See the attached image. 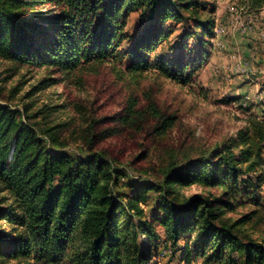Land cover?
I'll use <instances>...</instances> for the list:
<instances>
[{"label": "trees", "instance_id": "trees-1", "mask_svg": "<svg viewBox=\"0 0 264 264\" xmlns=\"http://www.w3.org/2000/svg\"><path fill=\"white\" fill-rule=\"evenodd\" d=\"M209 6L214 11V4L203 0H0V57L69 72L128 58L129 71L152 66L188 82L193 64L189 68L181 58L150 64L148 57L168 39L167 21H194L212 37L215 21L208 18ZM136 11H142V20L155 19L154 29L125 50L128 21ZM127 111L109 130L92 131L77 155L64 149L67 144L50 134L52 129L45 132L48 147L35 125L24 124L20 110L0 103V264L18 258L36 264L150 262L160 234L143 219L146 212L139 206L149 192L158 198L154 222L187 263L200 258L203 264H264V240L238 228L250 217H227L241 204L239 197L255 194L262 183L250 175L263 164L264 120L252 119L215 158L202 156L168 168L158 182L128 181L129 197L114 191L123 170L94 152L119 122L129 121L133 106ZM171 120L166 119L165 128ZM196 186L208 192L186 195ZM186 236L194 241L181 246Z\"/></svg>", "mask_w": 264, "mask_h": 264}, {"label": "rangeland", "instance_id": "rangeland-1", "mask_svg": "<svg viewBox=\"0 0 264 264\" xmlns=\"http://www.w3.org/2000/svg\"><path fill=\"white\" fill-rule=\"evenodd\" d=\"M203 2L215 6L214 11L208 7V18L215 21L213 36L203 35L194 21H167L163 28L169 33L168 39L148 57L150 64L169 58H181L189 68L193 64L192 70L187 69L188 82L168 78L152 66L129 71L128 58L83 65L69 72L0 57V103L20 110L24 124L35 125L48 147L50 134H55L59 142L67 144L66 151L77 155L86 148L92 131L114 127L133 106L129 121L119 122L110 137L94 148L95 153L104 154L123 170L114 188L117 194L133 196L126 185L130 180L158 182L168 168L202 156L215 158L252 119L264 120V1ZM141 16L142 11H136L129 18L130 40L125 50L154 29L156 20L149 16L142 20ZM44 80L49 85L42 84ZM168 118H172V124L165 128ZM50 129V134L45 133ZM263 172L264 156L258 171L250 175L254 180L262 178L259 190L247 198L239 197L241 204L227 214L231 221L249 216L238 228L259 241L264 240ZM205 192L208 190L196 186L186 195ZM157 199V194L149 192L147 200L139 203L146 212L143 219L153 223L160 234L157 254L145 264H203L200 258L187 263L183 253L173 250L166 241L163 229L151 216ZM192 241L194 236L191 240L186 236L180 244ZM4 264L36 263L32 258H18Z\"/></svg>", "mask_w": 264, "mask_h": 264}]
</instances>
